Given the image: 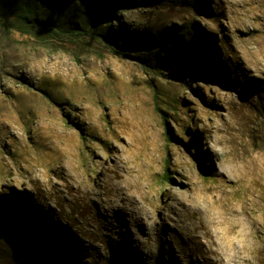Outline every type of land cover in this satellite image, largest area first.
Returning <instances> with one entry per match:
<instances>
[{
	"label": "rangeland",
	"instance_id": "374dc122",
	"mask_svg": "<svg viewBox=\"0 0 264 264\" xmlns=\"http://www.w3.org/2000/svg\"><path fill=\"white\" fill-rule=\"evenodd\" d=\"M121 1L0 21V264H264V0Z\"/></svg>",
	"mask_w": 264,
	"mask_h": 264
},
{
	"label": "trees",
	"instance_id": "16d2710c",
	"mask_svg": "<svg viewBox=\"0 0 264 264\" xmlns=\"http://www.w3.org/2000/svg\"><path fill=\"white\" fill-rule=\"evenodd\" d=\"M40 2V0H31L24 3L20 7L23 13L13 14L11 18L6 17L7 15L2 13L0 21L4 22L6 31L16 30L22 33H28L37 41H42L43 39L49 38L52 33L60 30L62 27L60 14L63 10L61 0L55 2L54 0ZM126 3V1L121 0H90L89 6L93 11V15L82 17L83 19L80 22L69 23L67 30L72 35H80L83 31H87L90 34L102 26L100 23L101 18L108 21L111 20L116 15L118 7ZM98 11L99 13L102 11V13L99 14ZM110 42L116 47L121 46L115 39ZM145 62L147 63V60ZM164 177L169 178L167 169L164 170Z\"/></svg>",
	"mask_w": 264,
	"mask_h": 264
},
{
	"label": "bare ground",
	"instance_id": "6f19581e",
	"mask_svg": "<svg viewBox=\"0 0 264 264\" xmlns=\"http://www.w3.org/2000/svg\"><path fill=\"white\" fill-rule=\"evenodd\" d=\"M144 222V221H143ZM152 223L155 224V221L152 219L151 220ZM141 227H143L144 225H140ZM139 226V227H140ZM154 227V226H153ZM206 233V232H205ZM206 235V234H205ZM202 242V241H201ZM200 242V243H201ZM205 242V241H204ZM204 244V243H202ZM206 245V244H204ZM203 245V246H204ZM207 246V245H206ZM206 253L209 255V256H213L214 257V263L215 264H241L240 260L238 258H236V256H230L228 258H225L223 257V254L224 252L220 251L218 248L216 247H213V245L211 243H209L208 247H206L205 249ZM212 262V261H211ZM210 262V263H211ZM212 264V263H211Z\"/></svg>",
	"mask_w": 264,
	"mask_h": 264
}]
</instances>
